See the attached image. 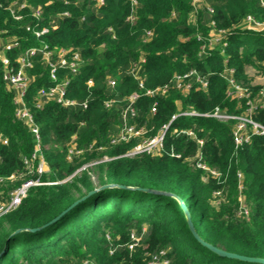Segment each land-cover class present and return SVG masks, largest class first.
Here are the masks:
<instances>
[{"label": "trees", "instance_id": "1", "mask_svg": "<svg viewBox=\"0 0 264 264\" xmlns=\"http://www.w3.org/2000/svg\"><path fill=\"white\" fill-rule=\"evenodd\" d=\"M14 1L20 0H0V30L4 32L0 38L18 41L16 48L6 52L11 65L16 68V58L30 48L78 52L82 60L78 74L59 71L57 75L59 80L70 77L66 97L86 102V108L63 107L53 101L35 108L39 89L54 85L41 54H36L27 70L31 82L25 102L39 129L46 166L39 179L50 184L29 188L19 206L0 216V264H80L85 260L147 264L159 252L168 264H255L200 246L176 199L139 189L178 198L204 242L227 253L264 259V138L254 137L235 148L233 122L177 117L168 126L159 155H127L135 139L110 144L122 125L124 100L134 92L140 96L130 123L143 127L146 137L155 136L179 111L209 113L227 108L235 113V103L225 95L227 83L218 74L232 68L235 81L250 88L252 95L259 89L250 87L245 67L264 73V32L244 27L247 17L264 25V0H208L212 13L205 8L194 12L191 0H134L135 4L104 0L101 6L95 0H25L28 7L20 11L19 21L7 10ZM37 7L42 10L39 19L32 16ZM26 27L46 32L35 36ZM212 30L230 33L224 54L215 47L209 57L200 59V47ZM135 65L140 67L143 89L129 74ZM190 69L207 75L206 91L182 94L170 89L165 96L144 95ZM2 73L0 63V134L7 140L6 145L0 143V204L23 182L24 159L34 149L27 126L14 116V92L2 80ZM108 78L115 81L113 89L107 86ZM108 99L115 102L109 108L104 105ZM260 120L264 123V116ZM174 130H192L202 147ZM73 138L75 149L82 153L67 160ZM198 150L201 161L216 170L218 178L207 177L196 167ZM104 157L108 160L101 161ZM107 185L111 187L101 188ZM89 191L94 192L52 221ZM239 196L247 206V217L238 214ZM132 233L139 243L129 250Z\"/></svg>", "mask_w": 264, "mask_h": 264}, {"label": "built area", "instance_id": "2", "mask_svg": "<svg viewBox=\"0 0 264 264\" xmlns=\"http://www.w3.org/2000/svg\"><path fill=\"white\" fill-rule=\"evenodd\" d=\"M95 2L98 6H101L103 5L104 0H95ZM131 3L135 4V1L131 0ZM190 5L194 12L198 9L205 8L209 13H212V8L208 5V0H191ZM262 5H264L263 2ZM27 7L26 1L20 0L10 3L7 10L14 20L19 21L22 19L20 11ZM41 14L42 10L40 7L32 10V16L35 19H39ZM63 15L68 16L67 13H64ZM128 19L131 20L132 18L129 17ZM210 24L214 27L213 22ZM244 28L264 32V25L254 22L250 17L246 18ZM25 30L32 31L35 36H39L40 34L46 32V29L36 31L31 27H26ZM2 34H4V32L0 30V35ZM229 34V32L224 30H212L210 36L206 40V43L201 45L198 58L202 59L204 57H209L215 47H218L219 54L223 55L227 45L226 40L228 39ZM147 35L149 36L150 33H147ZM2 40L3 39L0 38V63L3 67L2 80L6 86L14 92V116L17 120L27 126L34 139V149L30 157L24 159L26 172L20 175L21 179L23 178V182L19 187L10 192L6 202L0 204V216L19 206L21 201L26 197L29 188L50 184L43 183L39 179V177L46 171V166L41 155L39 129L25 102L26 92L31 82V78L27 74V70L32 68V60L36 54H41V59L48 68L49 79L54 83V85L46 89H39L37 97L34 101L35 108L40 109L47 101H53L63 107L80 106L82 109L86 108V102L77 103L76 101L70 100L66 97L70 77L67 75L59 80L57 75L59 71H65L71 76L78 74L82 64V60L78 52L60 49L54 53L53 51L48 50L46 46H42L40 48H30L16 58L15 63L17 66L14 68L11 65L9 57L6 55V52L16 48L18 46V41L16 39H11L3 42ZM197 40L202 41L203 39L197 36ZM139 70L140 67L135 65L130 69L129 74L133 79L139 82V88L143 89V82L142 78L139 76ZM218 75L227 83L225 95L229 100L235 103L233 110L235 113H231L227 108H215L209 113H197L194 110L179 111L171 116L169 123L162 126L155 136L146 137L147 132L143 127H138L135 124L130 123L136 114L134 103L140 96L134 92L124 100L125 105L120 111L122 125L117 134L111 137L110 144L115 145L135 139L137 142L127 155L134 156L143 153L154 156L159 155L162 153L163 139L168 126L177 117H209L220 123L233 122L231 137L235 148H240L249 144L254 137L264 138V123L260 120L264 116V83L259 85L257 92L252 95L250 88L235 81L234 70L232 68H225ZM262 75L264 77V73H262ZM87 86L91 87L92 81H87ZM107 86L110 89H113L115 81L108 78ZM207 87V75L200 74L196 69H190L184 73L174 74L167 84L153 90H146L144 95L151 97L155 95L165 96L170 89H174L182 94H187L192 90L206 91ZM250 87H254V85L250 84ZM114 103L113 99H108L104 102V105L109 108ZM154 112L155 108L152 107L151 113ZM174 133L176 135L184 134L192 139H195L198 148L200 149L202 147V140L197 139L192 130H174ZM0 143L3 145L7 144V140L2 136V134H0ZM81 153V150L75 149L73 138L67 148V160H71L73 156L80 155ZM171 156L179 158V155L171 154ZM201 159L202 155L200 150H198L194 156L196 167L205 172L207 177L218 178L219 173L214 169L208 168L201 161ZM237 176L239 179L241 178L240 174ZM13 177L14 176L12 175L10 179ZM205 178L203 179L205 180ZM215 196H219V193H215ZM238 202V214H243L247 217L248 209L242 196H239ZM217 204L218 202L216 205ZM138 243L139 238L132 233L130 235V242L128 243L127 248L129 250H133ZM112 251L113 250H111L110 253H112ZM80 264H90V262L85 260ZM147 264H168V261L164 258V253L159 252L158 255L151 256L147 260Z\"/></svg>", "mask_w": 264, "mask_h": 264}, {"label": "water", "instance_id": "3", "mask_svg": "<svg viewBox=\"0 0 264 264\" xmlns=\"http://www.w3.org/2000/svg\"><path fill=\"white\" fill-rule=\"evenodd\" d=\"M105 187H111V186L107 185V186H102L101 188H105ZM117 187H121L122 188L123 186H117ZM139 190L142 191V192H147V193H154V194H159V195H168V196H171L174 199H176V201L178 203V206H179V208L181 209V211H182V213L184 215V218H185V221H186V225H187V228H188L191 236L193 237V239L200 246L206 248L207 250H209V251H211V252H213V253H215V254H217L219 256H223V257H226V258H229V259H235V260H239V261L247 262V263L264 264V259H261V258H251V257L240 256V255H236V254H232V253H227V252H224L222 250H219V249L213 247L212 245H210V244L204 242L203 240H201L198 237V235L196 234V232L193 229V227H192V224L190 222V218H189L187 209L185 208L184 204L178 198H176L175 196H173L171 194H168V193L159 192V191H153V190H148V189H139ZM93 192L94 191H89L85 196H83L80 199L74 201L71 205H69L64 211H62L52 221H55L59 216L63 215L65 212H67L69 209H71L74 205H76L79 201H82L86 196L92 194Z\"/></svg>", "mask_w": 264, "mask_h": 264}, {"label": "rangeland", "instance_id": "4", "mask_svg": "<svg viewBox=\"0 0 264 264\" xmlns=\"http://www.w3.org/2000/svg\"><path fill=\"white\" fill-rule=\"evenodd\" d=\"M2 41L5 42V40H2ZM245 75L250 79V84L254 86L256 85L259 86L264 83V77L262 73H258L255 69H253L250 66L245 67ZM106 160L108 159L104 157L101 161H106ZM82 168H85V167H82ZM217 202L218 200H214L213 204L216 205Z\"/></svg>", "mask_w": 264, "mask_h": 264}]
</instances>
